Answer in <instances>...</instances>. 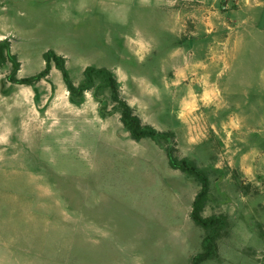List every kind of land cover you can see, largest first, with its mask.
I'll use <instances>...</instances> for the list:
<instances>
[{"label": "rangeland", "instance_id": "rangeland-1", "mask_svg": "<svg viewBox=\"0 0 264 264\" xmlns=\"http://www.w3.org/2000/svg\"><path fill=\"white\" fill-rule=\"evenodd\" d=\"M249 1H4L0 52L15 80L43 71L48 50L75 86L107 68L141 124L168 137L134 140L99 77L78 101L53 62L30 84L0 62V264H192L212 238L190 219L199 185L168 166L167 147L206 172L202 216L223 219L198 264H264V167L258 184L236 167L239 145L259 142L241 131L264 132V89L238 105Z\"/></svg>", "mask_w": 264, "mask_h": 264}, {"label": "trees", "instance_id": "trees-1", "mask_svg": "<svg viewBox=\"0 0 264 264\" xmlns=\"http://www.w3.org/2000/svg\"><path fill=\"white\" fill-rule=\"evenodd\" d=\"M4 49L5 56L1 51L0 62L4 63L5 60H8L13 65L11 74L10 76H8L10 81L19 84H30L32 81L39 80L47 75L50 69V63L53 62L56 68L61 73L63 82L67 90L69 91L71 99L76 98L79 101L83 96V92L88 91L93 87L94 78L99 77L102 83H104L109 89L111 100L118 104L120 121L134 140H140L143 138L154 139L156 137H168L167 133L158 132L149 126L141 124L140 119L134 114L133 109L123 98H121L117 80L114 74L109 69L103 67H87L83 72L82 83H80L78 86H75L69 78L63 57L57 55L52 50H48L43 54V59L46 63V67L43 71L31 78L15 80L14 76L18 66L17 61L15 57L10 53L9 46L7 44H5ZM165 155L167 158L168 166L171 169L178 170L182 174L193 178L199 185V191L195 195L191 205L190 219L197 227H200L205 232L204 242L209 240V238H212L210 240L212 248L205 249L202 254L197 256V260H192V264H198L199 262L204 261L206 258L212 256V253L215 250V243L213 238L219 237L217 231L218 225L220 226L223 223V219L220 216L216 215H212L209 217L202 216V211L207 203L209 194V179L206 172L199 168L196 165L195 161L192 159L177 158L174 155V149L171 147H167L165 149Z\"/></svg>", "mask_w": 264, "mask_h": 264}, {"label": "crops", "instance_id": "crops-1", "mask_svg": "<svg viewBox=\"0 0 264 264\" xmlns=\"http://www.w3.org/2000/svg\"><path fill=\"white\" fill-rule=\"evenodd\" d=\"M4 1L0 0V8L2 10L7 8L4 6ZM248 3L249 6H245V9L241 6L237 11V23L239 26L245 25L243 31L241 30L237 34L236 44H234V49L236 48L239 57V76L237 83L238 105H246L247 103L259 104L260 91L264 89V63L259 64L258 61L260 57H264V33L262 30L264 25V1L252 0V5L250 1ZM3 17L0 19V31L4 32L6 29L1 24L3 23ZM203 21L207 24L208 16ZM249 25L254 26V28L249 29ZM243 58H245L246 63L245 70L242 64L244 62ZM208 94L209 92L204 89L202 97H206ZM240 111L246 114L245 107ZM256 115L253 114L254 117ZM259 131V129H254L253 131L243 129L241 131L243 138L252 133L254 137L259 139V142L254 145L252 151L246 150L245 147L239 145L236 161V167L241 173L242 179L247 181L254 180L256 184L259 183L258 175L262 173L264 167V146L261 140V137H263L262 133L264 132ZM244 141L246 140L244 139Z\"/></svg>", "mask_w": 264, "mask_h": 264}]
</instances>
